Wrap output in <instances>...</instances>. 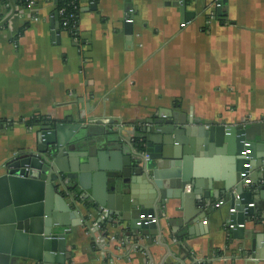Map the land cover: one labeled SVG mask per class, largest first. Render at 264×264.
Here are the masks:
<instances>
[{
  "label": "crops",
  "instance_id": "0c3cea01",
  "mask_svg": "<svg viewBox=\"0 0 264 264\" xmlns=\"http://www.w3.org/2000/svg\"><path fill=\"white\" fill-rule=\"evenodd\" d=\"M180 2L190 17L182 18ZM79 7V35L73 40L59 30L55 0H36L32 10L14 5L5 23L11 7L0 0V176L5 164L35 145L39 128L30 129L24 121L38 115L49 125L77 126L65 141L67 155L57 159L61 170L77 173L90 193L95 185L100 194L97 166L117 162L121 167V157L110 156L121 150L131 157L130 183L144 202L151 181H137L139 154L131 145L145 135L159 145L158 136L148 131L151 120L175 114L178 120H223L233 126L263 123L264 0H227L225 5L222 0H79ZM111 122L118 129L110 130ZM114 144L120 147L115 150ZM191 153L148 162L149 170H174V176H189L198 185L182 191L194 188L196 200L169 194L154 221L159 234L144 212L132 218L127 213L122 221L102 220L101 213L79 201L85 192L73 193L58 179L59 195L78 214L63 219L53 210L62 218L59 228L68 229L64 264H247L245 252L252 243L264 257V222L255 213L245 221V238L235 239L226 229L225 195L214 197L233 175L228 152L212 145ZM207 175L219 181L205 190ZM170 181L163 182L167 190ZM258 182L243 188L252 195L264 193V180ZM4 197L0 185V203ZM255 202L263 205L264 199L258 196ZM105 220L107 235L99 231ZM248 264H264V259Z\"/></svg>",
  "mask_w": 264,
  "mask_h": 264
},
{
  "label": "water",
  "instance_id": "95a60500",
  "mask_svg": "<svg viewBox=\"0 0 264 264\" xmlns=\"http://www.w3.org/2000/svg\"><path fill=\"white\" fill-rule=\"evenodd\" d=\"M226 1L222 0V4L225 5ZM8 2L11 10L3 23L14 14V3L12 0ZM178 6L182 18L192 15L186 12L184 2H180ZM216 6L218 8L220 2ZM262 120V124L248 126L227 125L223 120L220 122L197 118L178 120L175 114L172 117L151 120L149 123L154 125L148 131L150 135L158 136L159 145L155 147L153 142L156 140L146 135L140 136L137 144L133 142L131 145L139 154L135 164V173L139 176L137 181L143 180L147 183L151 181L146 187L149 190L148 199L144 202H141L135 187L130 183L131 171L128 167L131 165V157H124L121 150L113 151L110 156L113 159L120 156L122 166L120 167L117 162L110 166L98 165L97 173L102 178L101 192L97 193L93 185L90 193L84 182L80 178L77 179V173L73 174L58 167L57 159L67 155L65 141L72 136L77 126L57 123L40 127L35 145L5 164L4 174L0 176V185L5 188V197L0 203V242L5 240L7 243L5 247L0 246L1 263L64 264V234L68 229L59 228L60 220L78 214L76 211L71 212L68 202L59 195L58 179L73 193L81 195L85 192L79 201L86 204L85 206L91 205L97 213L103 214L105 210L103 215L111 220L114 218L127 220V213L131 218L141 212L147 213L149 227L156 230L154 234H159L153 221L161 217L158 211L165 205L169 194H173L174 198L182 196L196 200L194 188L198 185L197 180L192 182L189 176L182 178L174 176V170H149L151 164L148 162L155 159L174 161L178 158L179 151L198 155L201 150L208 151L212 145L223 146L230 156L229 161L234 162L231 167L233 175L230 179H224L223 190H215L213 194L215 198L219 194L225 195L229 209L226 229L235 239L243 240L245 221L250 220L256 213L264 222V204L255 202L258 196L264 199V193L252 195L248 191L249 188H243V185L258 187V181L264 180V116ZM66 131L67 134L62 135V132ZM146 131L143 130L144 133ZM185 145H188V148ZM119 147L115 144L112 146L115 150ZM159 151L161 155L156 157L154 152ZM144 154L147 159H144ZM85 165L87 166V161ZM90 170H94V167ZM90 175L95 176L94 173H87L88 177ZM174 178H178L175 183L172 182ZM204 179L205 190L212 189L213 182L219 181L216 176L210 175ZM164 180H171V190L164 188ZM191 184L194 186L191 192L182 194V191ZM203 197L207 198V194L204 193ZM53 210H59L65 216L58 219ZM67 221L66 219V225ZM245 253L246 259H250L247 264L264 259L253 243Z\"/></svg>",
  "mask_w": 264,
  "mask_h": 264
},
{
  "label": "trees",
  "instance_id": "16d2710c",
  "mask_svg": "<svg viewBox=\"0 0 264 264\" xmlns=\"http://www.w3.org/2000/svg\"><path fill=\"white\" fill-rule=\"evenodd\" d=\"M8 0H1L3 4H7ZM36 1V0H35ZM9 3V2H8ZM15 6L25 8L27 0H13ZM63 13L59 16V11ZM55 11L58 15L59 30L66 32L71 38H74L76 33V26H78V18L80 14L79 0H55ZM78 38V37H77ZM51 121L42 116H33L30 119L24 121L26 127L37 130L40 127L49 125ZM109 129L114 131V125H109ZM114 134V133H113ZM137 144V141H134ZM108 223L105 221L99 223V231L107 232ZM107 235V234H106ZM205 264V263H202Z\"/></svg>",
  "mask_w": 264,
  "mask_h": 264
},
{
  "label": "built area",
  "instance_id": "2783aa9c",
  "mask_svg": "<svg viewBox=\"0 0 264 264\" xmlns=\"http://www.w3.org/2000/svg\"><path fill=\"white\" fill-rule=\"evenodd\" d=\"M12 2H13V0H12ZM34 5H35V0H27V4H26L25 8H26V9H29V10H32V9L34 8ZM62 13H63V11L60 10V11H59V16H61ZM126 22L131 23V22H132V19L129 18V19L126 20ZM75 29H76V33L74 34L75 36H74L73 40H77V39H78L77 37H78V35H79V33H78V26H76ZM107 123L109 124V122H106V124H107ZM113 124H114V123H113ZM114 127H115V126H114ZM118 127H119V126L117 125V127H115V128L118 129ZM117 129H116V130H117ZM143 157H144V159H147V156H146L145 154L143 155ZM105 212H106V211L104 210V211H103V214H104ZM103 214H102V216H101V219H102V220L105 219V215H103ZM154 221H155V220H154ZM154 221H153V222H154ZM231 227H232V226L230 225L229 228H231ZM240 227H241V226H240ZM97 229H98V226H97V227H96V226H93V227L91 226V228H90V230H92V231H95V230H97Z\"/></svg>",
  "mask_w": 264,
  "mask_h": 264
}]
</instances>
